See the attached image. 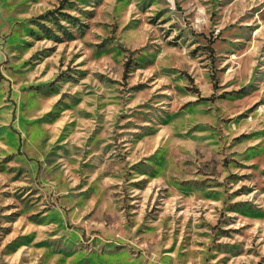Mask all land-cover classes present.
<instances>
[{
    "label": "rangeland",
    "instance_id": "obj_1",
    "mask_svg": "<svg viewBox=\"0 0 264 264\" xmlns=\"http://www.w3.org/2000/svg\"><path fill=\"white\" fill-rule=\"evenodd\" d=\"M54 206L127 264H264V0H0V264Z\"/></svg>",
    "mask_w": 264,
    "mask_h": 264
},
{
    "label": "crops",
    "instance_id": "obj_2",
    "mask_svg": "<svg viewBox=\"0 0 264 264\" xmlns=\"http://www.w3.org/2000/svg\"><path fill=\"white\" fill-rule=\"evenodd\" d=\"M41 127L42 125L36 122V128ZM25 129L26 136L28 137V140L26 142L27 147L29 148V146L33 145L35 151L39 152L40 148L43 145V141L38 140L36 135L35 139L39 141L41 145H36L35 143L31 142V132L28 131L27 128ZM9 135L11 143L13 144L14 142H16L14 134ZM81 199L82 196L79 193H77L72 199H70V203L73 208V210H71L70 212L71 215H75V205L79 210L84 208V205H79ZM41 215H45L47 217V221L45 222L49 223H45L46 226L43 228L34 229V232L36 233L33 242L44 245V247H42L44 248V258L43 260L39 258L38 262L37 260H34L33 262L31 258L27 259L25 256V258L22 259L23 264H75L76 261L80 260H83V264H117V262H119V264H127L132 258V255L129 254L124 248L115 253H100L97 250H89V247L87 246L90 240L84 239L85 233V236H88V229L75 230L76 228H69L62 224V222H64L62 220H66V215L68 217V212L66 213V215L62 214L60 213V210L54 206V208L50 209L47 212H44ZM59 219H61V221ZM59 244L63 246L65 250L70 251V254L66 255L65 260L59 259V257H56L53 254L54 249L59 248ZM74 247H78V250L75 251ZM123 256L126 257V260L121 261Z\"/></svg>",
    "mask_w": 264,
    "mask_h": 264
}]
</instances>
